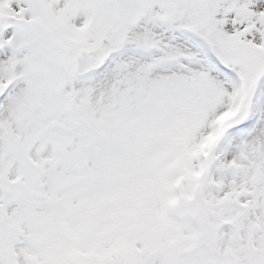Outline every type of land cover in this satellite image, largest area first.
Instances as JSON below:
<instances>
[{
	"label": "snow or ice",
	"instance_id": "6c2138e0",
	"mask_svg": "<svg viewBox=\"0 0 264 264\" xmlns=\"http://www.w3.org/2000/svg\"><path fill=\"white\" fill-rule=\"evenodd\" d=\"M0 264H264V0H0Z\"/></svg>",
	"mask_w": 264,
	"mask_h": 264
}]
</instances>
